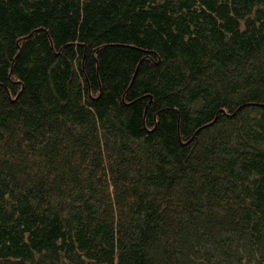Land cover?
<instances>
[{
  "label": "trees",
  "instance_id": "obj_1",
  "mask_svg": "<svg viewBox=\"0 0 264 264\" xmlns=\"http://www.w3.org/2000/svg\"><path fill=\"white\" fill-rule=\"evenodd\" d=\"M0 264H264V0H0Z\"/></svg>",
  "mask_w": 264,
  "mask_h": 264
}]
</instances>
